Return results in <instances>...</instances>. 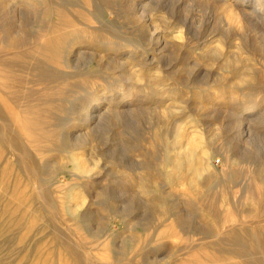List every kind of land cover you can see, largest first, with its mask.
Segmentation results:
<instances>
[{
  "label": "rangeland",
  "instance_id": "rangeland-1",
  "mask_svg": "<svg viewBox=\"0 0 264 264\" xmlns=\"http://www.w3.org/2000/svg\"><path fill=\"white\" fill-rule=\"evenodd\" d=\"M36 1L41 18L30 16L25 26L38 41L58 35L66 42L63 39L69 35L70 43L81 42L85 51L94 47L102 53L107 47L113 55L116 51L108 44L121 45L128 52L144 39L148 41V31L158 24L159 34L169 38V43L163 50L165 56L157 59L161 76L153 79L147 70V79L137 83L148 96L144 106L148 110L136 113L134 121H112L109 128L93 134L84 148L65 146L63 134L39 142L43 134L39 132L33 137L38 145L24 141L18 135L23 128L21 110L9 99L12 116L6 122L0 119V264H257L246 252L253 242L250 235L240 244H224L218 252L209 234L218 228L222 235L239 219L251 218L242 211L251 205L246 189L254 182L229 180L228 174L231 164L242 158L247 159L239 163L236 173L257 165L255 157L264 162V64L251 59L250 53L242 54L236 44L252 43L264 63V20L248 23L239 33L229 27L226 15L211 0H61L70 3L67 10L79 13L76 24L63 25L53 15L52 0ZM0 7V28L7 27L9 7ZM150 16L154 21L143 25V19ZM133 36L142 42H134ZM139 50L138 58L158 52ZM95 60L77 69L66 67L74 72V79L70 76L62 84L77 83L75 102L80 97L92 98L96 92L112 94L118 82L126 81L123 68L99 57ZM52 67L50 73H54ZM242 71L250 76L240 78ZM173 101L177 105L174 119L181 129L174 134L173 123L167 124L176 136V148L165 146L162 157L155 160L163 149L148 141L155 134L154 123L164 120L155 107H171ZM242 105L256 107L252 129L247 128L251 143L240 139L247 138L241 130L243 120L238 121L244 115ZM175 153L190 170L178 182L161 171L169 168ZM138 161L151 162L153 178L167 181L171 188L141 190V173L124 167ZM78 162L89 169L79 170ZM216 173L226 180L224 187L205 186L202 181ZM213 198L217 212L211 206ZM231 209L241 214L231 217ZM255 231L264 235V220ZM234 237L240 234L235 232ZM241 246L246 253L240 251ZM256 246L255 255L263 258L264 245Z\"/></svg>",
  "mask_w": 264,
  "mask_h": 264
},
{
  "label": "bare ground",
  "instance_id": "bare-ground-1",
  "mask_svg": "<svg viewBox=\"0 0 264 264\" xmlns=\"http://www.w3.org/2000/svg\"><path fill=\"white\" fill-rule=\"evenodd\" d=\"M15 1L16 0H0V5L3 8L9 7L6 13L8 18L10 19V24L7 27L0 28V91L2 95L0 97V119L2 120V122H6L12 116L8 106V101L9 99H11V101H13V103L21 110V117H19V121L23 128H20V132L18 133L21 139L38 145V139L33 137L39 134V132H43L39 142H43L48 137H59V135L63 134L62 137L64 140L62 142L65 144V146L79 145L80 148H84L93 139V134L100 130L109 128L112 121L117 120L119 123H121L123 120L134 121L135 114L140 112L144 108V106H146V99L148 97L146 96V94H143L142 91H140L141 89L139 86H137V83L147 79L145 77V75L147 74V70L152 71L147 75H151V77L153 76V79H158L161 76V65L159 64L160 62H157V59H162V56H165L163 50L168 46L169 38L167 37L168 39H166L159 34V26H157L158 24L153 25V30L148 31L150 41L144 39L143 44L139 43L140 45L138 46H132L128 52H124L126 51L125 47L113 43L108 44L109 47L113 48L116 51L115 53H113V55L111 54L110 49L107 47L106 49H103L102 53L101 51L98 52V50L94 47H90L91 49L88 52L87 50L85 51V45H81V42L70 43L69 35L63 39V41L66 42H62L61 40H59L58 35H50L47 38H39L45 41H38L36 36L33 35V33H30L28 27L25 25L28 24L27 22H29L30 16L35 20L37 18H41V12H39V3L36 0H17V3H15ZM155 1L156 0L152 2ZM211 1H214L219 7L218 10L220 9L226 15L225 17L227 18L229 27H233L239 33L244 31L245 25H247L248 23L256 25L260 23L261 20H264V0ZM51 4V9L53 11V15L55 16V19H57L58 22H62L63 25H69L73 23L76 24L79 20V13L74 11L70 12L69 10H67V5L70 3L67 4V2H63L61 0H52ZM136 13L137 12H135V14ZM153 21L154 19L152 16H150L149 19L144 18L143 25H150V23ZM261 23L264 22L261 21ZM182 30L181 33H183ZM178 31L180 30L178 29ZM128 34L130 33L128 32ZM178 36L180 35L178 34ZM133 38L135 39H133L134 42H142V40L134 36ZM30 41L31 44L29 43L28 45L27 42ZM246 42L244 41V43H237L236 47L238 48V50L242 54L250 53V55L252 56L251 59H255L260 64H264L262 55L257 51V49L253 48L254 46H252V43ZM101 45L104 44H100V46ZM129 45L126 44V46ZM144 45H146L148 48H145ZM86 47L89 48V46ZM138 50L143 52L145 50L158 51L155 54L162 53V55L157 57L153 53L151 57L141 56L140 58H138ZM117 55H119L121 58H118L119 56ZM96 57H99L101 61H107L109 65L114 64L117 67L123 68V71L121 72L124 76L122 77H124L126 81H117L118 83L115 85V92H113L112 94L96 92L95 96L92 98L85 100L81 99L80 97V101L75 102L76 99L74 97V94H76V92L78 91V89L76 88L77 83L64 82L65 84H62V82L66 81L70 76L71 79H74L72 78L74 72L71 73L70 71L66 70V67H73L77 69L78 65L82 64L83 62L85 65H87L86 63H93L92 61L95 60ZM142 59L145 61H143ZM49 64L51 66H54L52 67L54 69V73H50ZM62 64L66 66L64 67L62 66ZM150 65H152V67H150ZM132 70H134V73L132 72ZM238 76L243 79L247 76H250V73L248 71H242L241 73L238 72ZM155 108V111H158L162 114L164 120L156 121L154 123L153 129L155 131L153 133L155 134L151 137V140L150 137L149 141L147 138V141L151 142L152 147L153 145H155V147L161 145L163 149L162 153L156 154L154 156V159L157 160L162 157L161 155L164 154L165 146L172 149L176 148V146L174 145H176L177 142L174 139L176 137L174 134L178 133L179 129H181V126L177 123L176 119H174L176 118L174 115L177 109V105L175 102L171 107L162 106L160 108ZM240 108V110L244 111V115L239 119L237 118L238 121L241 119L243 120V123L241 121V124H243L242 129L240 127L239 128L242 130V133L247 134L245 135L247 136V138H239L241 140L249 139L251 135L247 128L251 127L252 129V124L254 122L253 115L256 114V112L254 113V111H256V107H254L253 105H242ZM144 110H146V108H144ZM139 114L141 113H138V116ZM257 117L260 118L261 114H258ZM170 122L173 123L174 134H172L170 132L171 129L169 130L168 128V124ZM66 126L67 129L65 130ZM61 128H63V133L60 131ZM172 136L173 138L170 140ZM250 140L251 139L244 141L249 143ZM190 147H192V145ZM151 149L153 150L155 148ZM161 150H159V153ZM238 157L242 158L241 154H239ZM258 157L257 159L256 157L254 159V162H258L257 165L249 166L247 170L241 173H236V170L239 167V163L245 161L247 158H242L241 161L233 162V164H231L230 166L231 169H229L230 176L228 174V178H230L229 180L237 181V179L244 178V180H247L248 182H254L253 186L246 189L247 194H249L248 197L252 200L250 202L251 205L248 209L242 211V213L247 214L248 217L250 216L251 218L248 220L242 219V221H240L239 219L238 224H231L227 229L225 227L226 230L222 235L218 228H213L210 230L209 238L211 240L213 249L219 252L221 251V247L224 244L230 245L231 242H238V244H240L248 235H250L249 237L251 241H253L251 249L248 248L246 250L245 246H241L240 251L243 254L246 252L247 255L252 254L250 255L252 256L250 260L257 261V264H264V257L259 258L255 255L254 252V250H256L257 244L260 245V243H262L264 245V235L255 231L261 221L264 220V162L262 160L260 161V159L258 160ZM184 159L186 160L185 164L189 165L190 157L186 155L184 156ZM150 163L151 162L148 161H138L135 164L131 162L130 165L124 167L136 170L138 173H141L140 178H142V181L138 184V187L141 190L147 192L153 189H158L160 191L166 192L167 189L171 188L169 187L170 184L167 181H158L153 178V174H151V172L149 171L152 168L153 164ZM78 164L79 165L77 167L81 171H87V169H89L84 165L81 166L79 162ZM45 170L46 171H41H44V174L50 173L49 169ZM206 170L208 169L206 168ZM161 171H165L170 179L177 182L178 180L180 181L183 177H186L190 172L189 168H184V161L182 160L179 153H175L174 156L171 157L169 161V168H164ZM147 177H150V179ZM143 179L146 181H144ZM202 182L205 186H215L216 184L217 188L223 184V186L221 187L223 188L226 180L224 181V178L221 179L218 174H209V176L206 177V179H204V181ZM195 188L198 189L197 187ZM222 191H226V189ZM216 202V198H213L211 200V206L215 212H217V205H215ZM160 205L163 208L165 206L163 202L160 203ZM164 209L167 210L166 208ZM238 214H241V212L239 213L238 210L236 211L231 209L228 215L232 217ZM235 232H238L240 234V237H237V239H234Z\"/></svg>",
  "mask_w": 264,
  "mask_h": 264
}]
</instances>
